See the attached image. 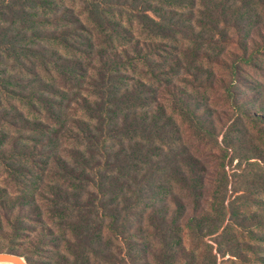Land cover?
<instances>
[{
	"label": "trees",
	"instance_id": "obj_1",
	"mask_svg": "<svg viewBox=\"0 0 264 264\" xmlns=\"http://www.w3.org/2000/svg\"><path fill=\"white\" fill-rule=\"evenodd\" d=\"M258 55L264 0H0V252L218 264L206 238L225 254L239 225L232 210L223 227L218 158L236 157L243 138L230 126L219 141L230 111L199 89L222 90L240 119L247 103L263 108V82L241 75ZM214 66L232 69L219 87Z\"/></svg>",
	"mask_w": 264,
	"mask_h": 264
},
{
	"label": "rangeland",
	"instance_id": "obj_2",
	"mask_svg": "<svg viewBox=\"0 0 264 264\" xmlns=\"http://www.w3.org/2000/svg\"><path fill=\"white\" fill-rule=\"evenodd\" d=\"M172 52H176L174 48ZM172 57V56H171ZM257 68L244 66V73L242 76L248 77L253 81H262V88H264V55H258ZM207 68L203 70L202 78L204 81H212L214 78L211 74L213 64L208 63ZM215 74L221 76L222 79L229 81L232 69H220L216 66ZM208 73V74H207ZM190 79V78H189ZM215 81V87L221 85L220 81ZM209 82L206 87L199 90H204L203 103L207 102L213 110L223 111L226 108L230 113L223 115L222 119L225 123L224 128L219 135V141L223 139V132L230 126L233 129H238L237 132L242 138L243 143L239 145L238 153L233 158L232 152L225 157L219 155L218 161L224 162L226 174L229 178L226 188L223 186L218 187L220 192L218 197L220 200L225 199L228 206V214L223 227L228 224L229 219L232 218V210L235 212V220L238 224H232L229 228L230 232L224 237L222 249L225 254H219L218 244L214 238L207 237L206 242L213 245L212 252L218 254V264H264V101L261 102L263 108H257V103H247L246 109L251 111V114L244 115L242 118L236 108L232 106L231 101H226L227 104L220 105L223 101L219 102L218 97L222 90L211 88ZM238 92V100H241L243 89L241 86H236ZM196 97L199 96L195 91ZM225 96V95H224ZM201 100V98H198ZM244 99V97H242ZM244 108V106H243ZM258 119L252 116L254 111L259 110ZM222 124H220L221 126ZM234 135H237L236 133ZM205 143H209L206 141ZM215 146V145H213ZM219 154H224L219 152ZM252 157V159H247ZM219 175L223 173L221 167ZM223 177V176H222ZM219 185V181L216 182ZM214 191V189H213ZM231 204V205H230ZM237 219V220H236ZM222 227V228H223ZM221 228V232L222 229ZM190 236L186 235V242L188 247H193L192 242L189 240ZM222 238V237H221ZM220 238V240H222ZM191 241V242H190ZM196 243V242H195ZM200 249L199 252L208 250L209 248L197 244ZM208 252L206 254L208 255ZM224 255V256H222Z\"/></svg>",
	"mask_w": 264,
	"mask_h": 264
},
{
	"label": "water",
	"instance_id": "obj_3",
	"mask_svg": "<svg viewBox=\"0 0 264 264\" xmlns=\"http://www.w3.org/2000/svg\"><path fill=\"white\" fill-rule=\"evenodd\" d=\"M0 263L3 264H29L27 260L16 253L7 251L0 252Z\"/></svg>",
	"mask_w": 264,
	"mask_h": 264
},
{
	"label": "bare ground",
	"instance_id": "obj_4",
	"mask_svg": "<svg viewBox=\"0 0 264 264\" xmlns=\"http://www.w3.org/2000/svg\"><path fill=\"white\" fill-rule=\"evenodd\" d=\"M0 264H3V263H0Z\"/></svg>",
	"mask_w": 264,
	"mask_h": 264
}]
</instances>
